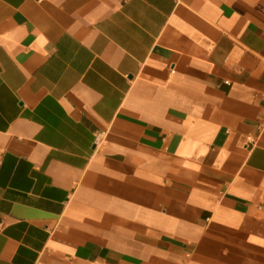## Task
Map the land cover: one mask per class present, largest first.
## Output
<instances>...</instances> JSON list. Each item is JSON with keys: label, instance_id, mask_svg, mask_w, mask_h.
<instances>
[{"label": "crops", "instance_id": "crops-1", "mask_svg": "<svg viewBox=\"0 0 264 264\" xmlns=\"http://www.w3.org/2000/svg\"><path fill=\"white\" fill-rule=\"evenodd\" d=\"M0 264H264V0H0Z\"/></svg>", "mask_w": 264, "mask_h": 264}, {"label": "built area", "instance_id": "built-area-1", "mask_svg": "<svg viewBox=\"0 0 264 264\" xmlns=\"http://www.w3.org/2000/svg\"><path fill=\"white\" fill-rule=\"evenodd\" d=\"M98 139H99V135H96V137H95V143L98 141Z\"/></svg>", "mask_w": 264, "mask_h": 264}]
</instances>
